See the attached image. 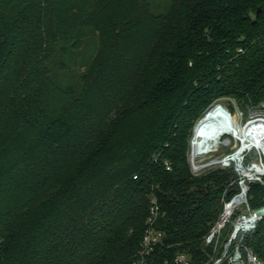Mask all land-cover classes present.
I'll use <instances>...</instances> for the list:
<instances>
[{"label": "trees", "instance_id": "1", "mask_svg": "<svg viewBox=\"0 0 264 264\" xmlns=\"http://www.w3.org/2000/svg\"><path fill=\"white\" fill-rule=\"evenodd\" d=\"M226 97L264 101V0H0V264H135L152 206L156 262L207 263L237 174L188 153ZM246 244L264 261V219Z\"/></svg>", "mask_w": 264, "mask_h": 264}, {"label": "built area", "instance_id": "2", "mask_svg": "<svg viewBox=\"0 0 264 264\" xmlns=\"http://www.w3.org/2000/svg\"><path fill=\"white\" fill-rule=\"evenodd\" d=\"M224 116L227 115L218 112L217 116L211 119V122L216 123L219 118ZM229 117L231 124L233 122L232 115L230 114ZM252 121L257 122L246 134L229 130V132L217 135L214 144L216 142L218 144L213 149L195 147L193 144L194 135L192 137L190 165L193 174L199 175L204 169L214 166L219 168L231 167L237 174L234 190L229 193L224 201L220 217L205 237V244L213 245V252L205 264H231L236 260H240L241 264H264V261L246 244L247 237L255 232L264 219V201L258 206H253L250 195L253 184H260L264 189V115L258 114L250 118L245 124H240L237 120L241 127H246ZM197 123L194 127V134ZM213 125L211 124L203 132H200L197 141L208 138V134L213 130L211 128ZM219 146L230 149L220 158L200 161L202 157L211 154ZM165 166L168 170L171 169L169 162H165ZM155 211L156 206H152L151 214L147 220L148 227L144 233L135 264H170L169 260H165L163 263L156 262V250L163 234L156 230L153 225ZM228 226L231 228L230 232L226 237H223ZM173 262L175 264H192V258L188 253H178L174 256Z\"/></svg>", "mask_w": 264, "mask_h": 264}, {"label": "rangeland", "instance_id": "3", "mask_svg": "<svg viewBox=\"0 0 264 264\" xmlns=\"http://www.w3.org/2000/svg\"><path fill=\"white\" fill-rule=\"evenodd\" d=\"M139 46V45H137ZM131 48H135L136 44L132 43L130 45ZM62 58H64L65 60L69 61V63L72 64V67H75L78 65V61L75 59V57L69 56V55H62L61 53L58 54V57H56L57 61H61ZM77 72L73 69H69L67 68L66 70H61L60 67L56 66V68L54 69L50 82H49V87H48V91L51 93L50 97L52 98V100L56 101L59 97H60V88H67L70 85H73L77 82ZM213 105H217L220 106L221 109L226 112L228 115H232V118H234L237 122L240 124H245L250 118H253L255 116H257L258 114H263L264 115V101L257 103V104H253V103H246L243 101H239L236 98H232V97H226V98H222L218 101H216L214 104H212L206 111L205 114L210 110V108ZM203 114V116L205 115ZM203 116L201 118H203ZM200 118V119H201ZM199 119V120H200ZM198 120V121H199ZM237 122V125H238ZM238 128L242 127L240 125H238ZM194 135V129H193V134L192 137ZM192 141V138H191ZM190 141V151L188 153V161L189 164L191 163V159H190V152H191V146L192 143ZM228 141V140H227ZM229 147H225V146H219L217 149H215L211 154H207V156L202 157L200 159V161H208L212 158H220L223 156V154H225V152L229 151ZM219 167H212V168H207L204 169L199 175H195V176H200L202 174L208 173L210 171L216 170ZM190 169H191V165H190ZM192 172V170H191ZM193 174V172H192ZM236 184V180L234 181ZM233 182V183H234ZM254 185V184H253ZM260 193H258L257 195H259ZM259 197V196H258ZM246 259V257H245Z\"/></svg>", "mask_w": 264, "mask_h": 264}, {"label": "bare ground", "instance_id": "4", "mask_svg": "<svg viewBox=\"0 0 264 264\" xmlns=\"http://www.w3.org/2000/svg\"><path fill=\"white\" fill-rule=\"evenodd\" d=\"M218 112L221 113L223 112V110L221 109L220 106L213 105L206 114L204 113L205 115L203 116L201 121L197 123L194 138H193V144H195V147L198 146V148L213 149L218 144L217 142L216 144H214V141H216L217 139V135L224 133V132H229V130L230 131L236 130L237 132H239V134H244V133L246 134L249 130L253 128L254 123L257 122V121H252L246 127L244 126L241 129V128H238L237 122L234 118H232L233 122H231L230 124L229 121L231 119L229 115L223 112V114L227 116L219 118L218 122L216 123H212L211 119L214 116H217ZM219 116H221V114H219ZM211 124H214L213 127H211L213 128V130L210 134H208L209 135L208 138L206 137L205 139H200L199 141H197V139L200 136V132H203L204 129L207 128L208 126H211Z\"/></svg>", "mask_w": 264, "mask_h": 264}, {"label": "water", "instance_id": "5", "mask_svg": "<svg viewBox=\"0 0 264 264\" xmlns=\"http://www.w3.org/2000/svg\"><path fill=\"white\" fill-rule=\"evenodd\" d=\"M231 264H241V261L240 260H236V261L232 262Z\"/></svg>", "mask_w": 264, "mask_h": 264}]
</instances>
